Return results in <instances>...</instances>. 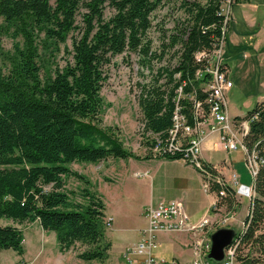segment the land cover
<instances>
[{"label":"trees","instance_id":"obj_1","mask_svg":"<svg viewBox=\"0 0 264 264\" xmlns=\"http://www.w3.org/2000/svg\"><path fill=\"white\" fill-rule=\"evenodd\" d=\"M224 1L180 0L185 18L164 34L157 53L151 51L147 32L161 0H0V19L22 38L21 47L14 44L8 75H0V219L37 221L43 230L55 233L60 252L79 245L78 259L104 262L111 247L105 237L104 203L88 187L82 189L81 201L73 200L64 180L70 175L84 180L69 169L73 162L137 158L123 147L114 128L101 126L105 67L112 56L127 50L153 71L150 62H161L167 49L177 47L172 54L174 64L157 67L151 80L139 85L140 123L142 133L149 135L145 142L151 154L156 139L167 141L177 89L181 87L186 96L177 104L189 123L193 122L194 100L206 97L202 79L195 77L204 61H197L195 53L212 49L220 37ZM106 8L112 11L107 18ZM79 9H83L81 27L76 25ZM76 29L72 61L41 75L42 52L57 50ZM190 94L194 100L188 99ZM243 117L251 119L245 143L263 155L264 99ZM150 154L146 158L153 157ZM181 154L163 158L181 159ZM221 188L212 183V190ZM254 191L245 228L235 235L238 264H264V166L255 177ZM220 204L226 210L236 204L227 188ZM22 242L19 228L0 225V252L11 249L22 254ZM138 259L137 264H142V256Z\"/></svg>","mask_w":264,"mask_h":264},{"label":"rangeland","instance_id":"obj_2","mask_svg":"<svg viewBox=\"0 0 264 264\" xmlns=\"http://www.w3.org/2000/svg\"><path fill=\"white\" fill-rule=\"evenodd\" d=\"M240 1L242 0L237 2ZM237 2L233 4V0H226L223 3L224 7L231 8L225 30L223 53L224 61L230 69L229 78L232 82V87L227 94L230 116L246 115L264 96V6L259 1L255 2L258 6V9L252 13L255 16V24L249 26L244 24L238 16L235 6ZM82 12L83 9H79L76 15L78 27L83 25ZM111 13L112 11L106 8L104 16L107 18ZM184 18L180 0H161L150 16L151 27L147 32V38L151 41V51L160 53L164 34L170 33L173 27ZM77 35L78 29L70 32L65 43L59 44L57 50L42 52L39 58L41 75L52 74L55 69H61L67 61H72L71 41L72 37ZM15 43L22 46L21 36L16 35L13 28L7 27L0 19V75L9 73L15 57ZM176 49L177 47L167 49L161 62L152 60L150 65L153 71L136 53L127 50L112 56L110 63L105 67L106 78L100 90L103 100L100 114L101 126L114 128L123 147L137 158L110 157L97 163L68 164L71 171L84 178L82 180L74 175L65 178V189L70 192V197L75 201H81L82 189L88 187L104 203L105 237L111 243L107 259L102 263L82 261L77 258V253L80 251L79 245L66 252H60L55 233L43 230L37 221L17 223L0 219V225L16 226L23 235V253L17 254L11 249L1 250L0 264H129L123 254L145 235L147 228L146 219V225L140 229L138 237L137 228L144 224L143 213L145 217V209L143 213L140 212V206L149 201L156 203L171 197L178 198L182 196V192H186L189 197H196L197 200L202 198L201 181H197L198 172L191 166L182 167L185 165L183 160L178 159V168L172 170L177 173V179L171 177L167 179L166 173L173 175L166 169V165L170 163L163 161L161 166L159 161L146 158L150 154L145 142L149 135L142 133L141 111L137 104L139 85L148 83L157 67L173 65L175 60L172 54ZM228 156L231 171L237 174L241 183L249 185L252 179L246 167L242 149L238 146ZM211 157L214 161L221 162L225 153L222 150H216L211 153ZM138 169H147L150 177L142 178L146 173L137 172ZM223 173L228 174L225 170ZM83 181H89V183L85 184ZM247 211L248 200L236 199L232 210L222 207L221 210L213 213V220L223 222L226 228H233L239 232ZM191 233L194 234V232ZM39 248L42 250L40 251ZM161 254L167 258L171 255L167 251H162Z\"/></svg>","mask_w":264,"mask_h":264},{"label":"built area","instance_id":"obj_3","mask_svg":"<svg viewBox=\"0 0 264 264\" xmlns=\"http://www.w3.org/2000/svg\"><path fill=\"white\" fill-rule=\"evenodd\" d=\"M223 3L220 13L224 16V26L220 37L213 43L212 49L195 53L197 61H204L203 67L195 71V77L202 79L200 86L206 93V97L203 101H197L194 100L192 94L187 96L188 99L194 100L193 122L189 123L187 118L181 114L177 104L179 98L184 96L182 88L179 87L176 91V105L172 113V125L168 130L167 141L156 139V143L150 150L153 157H163L165 154L174 152L182 153L181 160L189 164L200 175L203 192L213 194L209 207L211 213L222 209L220 199L226 194V188L236 199H247L249 208L251 199L255 195V177L260 166H264V154H258L255 148L251 149L245 143L251 119L243 116H230L228 112L227 94L232 87V82L229 78L230 69L224 61L223 53L225 30L229 15H231V8L224 7ZM213 132L218 134L220 150L225 153L223 160L218 163L206 162L201 156L202 139ZM238 146L244 152L245 164L251 175L252 181L249 185L241 183L237 174L230 169L228 155ZM223 170L228 174L225 175ZM213 182L218 183L222 188L219 191L212 190ZM144 212L147 219L145 235L123 254L129 264H137L138 256L143 257L142 264H180L175 259L155 254L158 246L155 234L159 231L194 232L196 237L191 245L194 258L186 264H238L236 259L238 236L234 237L230 245L224 248L221 261L214 262L207 257L211 247L210 235L219 228H225L223 222H217L209 215L192 222L180 199L160 201L154 206L148 205ZM244 228L243 222L240 231Z\"/></svg>","mask_w":264,"mask_h":264},{"label":"crops","instance_id":"obj_4","mask_svg":"<svg viewBox=\"0 0 264 264\" xmlns=\"http://www.w3.org/2000/svg\"><path fill=\"white\" fill-rule=\"evenodd\" d=\"M253 1L254 2H252V0H242V1L237 2L235 4L238 16L241 18V20L244 24H247L249 26L250 25L252 26L255 24L254 23L255 16H253V14H252L255 10L258 9V6L255 2L259 1V2H261V5L264 6V0H253ZM225 63H227V62H225ZM263 99H264V96H262V98L259 101H261ZM235 116H243V115H235ZM211 138L213 140H211ZM216 150L220 151V143H219L218 134L216 132H213V133L206 135L202 139V142H201L202 159L206 162L218 163L217 161H214L211 157V153L216 152ZM148 160H151V161L157 160L160 162L159 164L161 166H162L163 161L164 162L168 161L170 164L166 165V169L170 170L173 175H169L170 173H166V178L170 179V177H171L173 179H177V173H175L172 170H175V168H178L177 167L178 166L177 165L178 159L170 160V159H166L163 157H151ZM172 164H174V165H172ZM188 166H190V165L185 162V165H183L182 167L185 168ZM137 172L146 173V175H144L142 178L150 177L149 171L147 169H144V170L138 169ZM135 176L138 177L137 175H135ZM178 177L181 178L179 175H178ZM198 177L199 178L197 181H201V177L199 174H198ZM200 192L202 193V194L199 193L202 195V198L200 197V199H198V200L196 199V197H189V195H187L186 192H182L181 197H178V198L171 197V198L163 199L160 201H170L173 199H180L184 204L185 211L189 214L190 219L193 222L200 220L205 215H209L211 217V219H214L213 213H211L209 211L210 204L213 200V194H207V193L203 192V190L201 188V183H200ZM160 201H158L156 203L149 201L147 204H143L142 206H140L139 211L143 213V211L147 207V205H156ZM143 214H142V216H143L142 220L144 221V224L141 225V227L137 228L138 237H139L140 229H142L146 225V218L144 217ZM195 237L196 236L191 232L159 231L157 233V238H156L158 246H157V249L155 250V254L156 255H162L161 254L162 251L163 252L167 251V253L171 254L170 259H175L180 264H186L194 258V255H193L192 250H191V245H192ZM41 248H39L40 251L42 250Z\"/></svg>","mask_w":264,"mask_h":264},{"label":"water","instance_id":"obj_5","mask_svg":"<svg viewBox=\"0 0 264 264\" xmlns=\"http://www.w3.org/2000/svg\"><path fill=\"white\" fill-rule=\"evenodd\" d=\"M233 228H219L210 236L211 247L207 255L208 259L219 262L223 258V250L230 245L236 235Z\"/></svg>","mask_w":264,"mask_h":264}]
</instances>
